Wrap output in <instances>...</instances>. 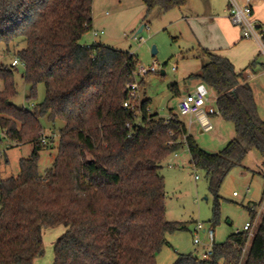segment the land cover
Segmentation results:
<instances>
[{
  "label": "trees",
  "instance_id": "trees-1",
  "mask_svg": "<svg viewBox=\"0 0 264 264\" xmlns=\"http://www.w3.org/2000/svg\"><path fill=\"white\" fill-rule=\"evenodd\" d=\"M142 1L148 13L188 3ZM93 2L0 0V47L26 42L17 56L30 86L27 101L45 86L42 102L19 107L13 102L16 66L0 64V144L9 142L5 150L12 143L33 145L31 155L19 162V175L0 183V264H36L45 253L44 231L58 226L65 231L54 243L53 264H158L157 252L168 244L165 234L185 228L167 218L161 173L163 161L184 146L195 167L205 171L217 202L231 170L247 169L251 149L262 156L259 174L264 175V117L248 81L259 56L237 70L229 58L204 49L205 63L189 76L216 93L219 114L236 132L219 153H211L176 115L152 114L149 99L142 100L138 114L124 107L139 59L103 43H81L93 27ZM45 118L64 126L52 166L41 174ZM247 210L253 223L257 204ZM211 251L208 258L204 252L180 253L173 264H264V213L251 240L238 230L224 242L214 241Z\"/></svg>",
  "mask_w": 264,
  "mask_h": 264
},
{
  "label": "rangeland",
  "instance_id": "rangeland-1",
  "mask_svg": "<svg viewBox=\"0 0 264 264\" xmlns=\"http://www.w3.org/2000/svg\"><path fill=\"white\" fill-rule=\"evenodd\" d=\"M211 1L212 13L227 14L229 0ZM189 7H193L195 13L200 14L208 10L206 0H188L185 7L173 8L168 12L155 8L151 13L147 12L142 0H94L93 27L81 39L82 44L103 43L135 53L139 59L137 68L148 67L156 62L157 72L149 73L144 78L138 77L140 99L150 100L149 110L152 114L157 113L165 118L176 115L188 126L189 117L180 113L179 104L183 96L192 91L196 84L195 79L189 76L199 72L206 61L191 25L184 18L190 13ZM141 26L144 28L138 32ZM95 30L104 33L94 36ZM154 46L157 50L155 54L152 53ZM258 46V58L264 60V50L259 44ZM24 48L26 42L21 39L12 43L9 49L2 44L0 64L11 66L12 61L18 57V52ZM14 69L18 90V95L13 100L15 105L33 107L42 102L45 98L44 84L38 86L36 99L27 101L30 86L22 76L24 67L19 64ZM255 85L256 97L262 109L261 115L264 117V90H259L257 83ZM178 89L180 94L176 92ZM209 98V103L215 106L216 93L211 89ZM211 120L214 128L210 131H202L196 121L189 130L200 147L211 153H219L236 137V132L233 124L220 114L211 116ZM42 123V134L49 138L48 144H44L40 151L41 174L52 166L53 157L58 153L59 130L64 126L63 121L50 122L46 118L42 119ZM7 145L2 144L0 150V183L3 179L19 175L20 160L28 158L33 148L31 143H12L5 150ZM161 165L167 191V218L182 222L185 228L165 234L168 244L163 245L157 252L158 264H173L180 253L201 255L200 253L211 247L212 241L204 231L199 233L200 243H195L194 228L199 222L203 223L206 230L213 229V241L224 242L230 234L242 230L245 223L251 221L247 210L250 204H257L258 215L253 222L255 231L264 213V175L259 174L263 170V158L255 149H251L245 158L244 165L247 169L235 167L226 176L218 192V202L209 189L205 171L195 167L187 146L172 153ZM64 231V226L44 231L45 253L38 258L36 264H53V243Z\"/></svg>",
  "mask_w": 264,
  "mask_h": 264
},
{
  "label": "built area",
  "instance_id": "built-area-1",
  "mask_svg": "<svg viewBox=\"0 0 264 264\" xmlns=\"http://www.w3.org/2000/svg\"><path fill=\"white\" fill-rule=\"evenodd\" d=\"M254 0H229L228 5V16L231 22L238 26L241 30L242 37L246 39H255L264 47L263 35H264V21H261L255 17L254 12ZM104 33L98 32L97 30L93 31L94 36ZM23 65L21 60L17 57L12 61V65ZM157 72L156 62L151 66H140L137 68L135 75L136 78L127 83L126 90L128 92V99L124 102V107L130 109L135 113H140L142 99H140L139 94V83L138 77L144 78L149 73ZM210 88L202 82H199L192 91L188 92L180 101V113L183 116L189 117V127L196 122H198L202 128V131H210L214 128L211 116L219 114L216 106H213L209 103L210 98ZM150 111V110H149ZM168 118V117H167ZM129 126V124H128ZM188 126V125H187ZM0 136H4V133L0 130ZM54 136V135H53ZM50 136V137H53ZM49 136L41 133L40 140L43 144H48ZM2 145L0 144V150ZM177 156V153L175 154ZM236 194V193H235ZM204 231L208 234L210 240H214V231L213 229H208L204 227L203 223L199 222L194 228L195 233V243H200L199 233ZM243 232H248L249 237L251 238L254 233V223L246 222L243 229ZM212 245L204 253L203 257L208 258L212 255ZM249 244L243 248V255L247 251Z\"/></svg>",
  "mask_w": 264,
  "mask_h": 264
},
{
  "label": "crops",
  "instance_id": "crops-1",
  "mask_svg": "<svg viewBox=\"0 0 264 264\" xmlns=\"http://www.w3.org/2000/svg\"><path fill=\"white\" fill-rule=\"evenodd\" d=\"M206 1L208 5V10L206 13H195L194 8L189 7L188 11L190 13L184 16V18L191 25V28L194 31V36L198 44L200 45L202 52L204 49H208L211 52L229 58L235 65L237 70L247 68L259 54L258 44L264 50L263 45H261L255 39H246L242 37L240 28L231 22L228 16V9L227 14L216 15L215 13H212V1ZM253 4L255 17L261 21H264V0H254ZM259 62L260 64L255 67L254 71L248 70V81L253 88L255 98L259 107V113L261 115L262 109L260 108V103L256 97L257 89L255 87V83L258 84L259 90H264V60L259 59ZM195 81L196 84L194 85V87L200 82L196 79ZM179 92L180 91L178 89V93ZM185 125L189 133L192 134V132L189 130L190 127L187 126L186 123ZM56 155L53 157V160ZM37 260L38 259H36L35 263H37Z\"/></svg>",
  "mask_w": 264,
  "mask_h": 264
},
{
  "label": "water",
  "instance_id": "water-1",
  "mask_svg": "<svg viewBox=\"0 0 264 264\" xmlns=\"http://www.w3.org/2000/svg\"><path fill=\"white\" fill-rule=\"evenodd\" d=\"M144 26H141V28L138 30V32H141L143 30ZM157 52L156 47L154 46L152 49V53L155 54ZM164 73V71H163Z\"/></svg>",
  "mask_w": 264,
  "mask_h": 264
}]
</instances>
